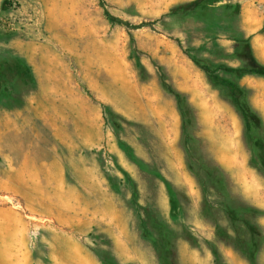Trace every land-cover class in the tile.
Masks as SVG:
<instances>
[{"label":"rangeland","instance_id":"rangeland-1","mask_svg":"<svg viewBox=\"0 0 264 264\" xmlns=\"http://www.w3.org/2000/svg\"><path fill=\"white\" fill-rule=\"evenodd\" d=\"M194 1L0 0V264H264V0Z\"/></svg>","mask_w":264,"mask_h":264},{"label":"trees","instance_id":"trees-1","mask_svg":"<svg viewBox=\"0 0 264 264\" xmlns=\"http://www.w3.org/2000/svg\"><path fill=\"white\" fill-rule=\"evenodd\" d=\"M221 1H228L229 2L231 0H221ZM205 2H206V0H196L190 4H187L186 6H188V8H191L193 6L195 9L198 6L204 8L206 6ZM100 3H101L102 8L104 9V14H105L106 18L113 24L122 25V26H124L130 30H141L144 28H152L153 29L155 26V22H144V23H141L138 25H132L130 22L125 21V20L113 15L108 10L105 0H100ZM193 61L197 65H199V67L204 72L207 73V75L210 79H215V80L219 81L218 78L215 77L214 73L209 68H207V66H203V65L200 66V64L196 60L193 59ZM19 66L20 65H15L13 68H9V69L7 68L3 72L1 71L0 83H1V81L3 84L6 83L7 78H10L11 81H9L8 84L14 85V87H17L16 88L17 92L21 96H23L24 92H25V88H23L22 85L19 84L17 81L22 76V71L19 68ZM26 67H27V65H26ZM217 69L224 71L225 73H232V74H237V75H241V74L255 75V76L264 77V66H262L260 64H256V67L251 68V69L232 68V67H223V66H219V67H217ZM6 75H8V76H6ZM10 75H13V78H12V76L10 77ZM222 83L225 86V89L229 95V98L233 102V105L238 109L240 116L242 117V119L245 122L246 131L248 134V139L252 140L253 139L252 134L255 132L256 126L259 125V122H258L259 117L257 116V113L252 108V106L247 104V102L245 103V101H244V96L246 95V93H245L246 90L243 87H241L239 84L234 83V82L223 81ZM164 85L168 90L171 89V93H173L177 99L179 111H180L182 119H183V136L185 138L192 139V137H193L192 133H193V130L195 128V116H194L193 108L189 102L188 97L185 96L184 94H182L181 92L171 88L167 84H164ZM104 110H105V114H107L108 113L107 106H104ZM253 122H254V124H253ZM189 145H192V143H190ZM263 150H264V148H261V151L259 153L260 155H262ZM249 230H250V233L252 235V247H251L252 263L258 264L257 255L261 250V246L257 243L256 238L261 235V229L257 226H249ZM175 264H177V263H175Z\"/></svg>","mask_w":264,"mask_h":264},{"label":"crops","instance_id":"crops-1","mask_svg":"<svg viewBox=\"0 0 264 264\" xmlns=\"http://www.w3.org/2000/svg\"><path fill=\"white\" fill-rule=\"evenodd\" d=\"M35 167L37 168V169H40L39 167H37L36 166V164H35ZM49 175V176H48ZM29 176V178L31 177H33L35 180H37V179H39V178H42V179H47V177H48V179L46 180V185L48 186V185H50V184H60V182H61V180L59 181V180H57V178H59L60 177V179H61V173H60V171L59 172H55V173H50V174H48V173H44L43 171H41V170H38V171H35V173L33 174V175H31V173L28 175ZM52 179V180H51ZM46 185H44V188H46ZM45 190V189H44ZM44 193V200H46V195H48V193L47 192H43ZM57 193H58V191H55V193L54 194H52V195H54V197H55V195H57ZM52 195L49 197V199H51L52 198ZM58 211H62L61 210V208L58 210ZM59 212V213H60ZM62 213V212H61Z\"/></svg>","mask_w":264,"mask_h":264}]
</instances>
